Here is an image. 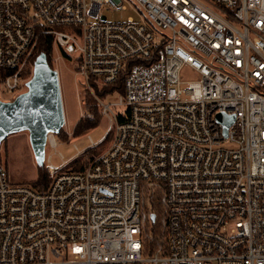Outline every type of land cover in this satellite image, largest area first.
<instances>
[{
	"label": "built area",
	"instance_id": "1",
	"mask_svg": "<svg viewBox=\"0 0 264 264\" xmlns=\"http://www.w3.org/2000/svg\"><path fill=\"white\" fill-rule=\"evenodd\" d=\"M126 6L140 22L107 21ZM47 37L82 90L123 79L81 103L112 140L82 171L45 151L41 192L0 164V264H264V0H0L1 102Z\"/></svg>",
	"mask_w": 264,
	"mask_h": 264
},
{
	"label": "rangeland",
	"instance_id": "2",
	"mask_svg": "<svg viewBox=\"0 0 264 264\" xmlns=\"http://www.w3.org/2000/svg\"><path fill=\"white\" fill-rule=\"evenodd\" d=\"M104 15L108 22H125L127 19L140 22L137 13L127 6L125 11L110 10L105 12ZM52 53L53 70L56 69L59 72L65 126L58 135H54L57 139L56 149L52 151L46 147V154L52 156L51 162L53 165L61 167V171L65 172L84 166L90 159L98 157L112 140L114 123L109 117L102 114L100 109L96 108L88 109L93 118H87L86 111L83 110L81 103L84 100L89 103L95 102L94 97L99 98L101 95L91 93L88 89L82 90L79 88V81L74 73L76 56L73 55L66 61L56 48L53 49ZM102 99V102L110 104L117 99V95ZM112 111L113 113H119L120 109L112 108ZM82 115L85 116L82 117ZM79 120L97 121L98 126L79 137H75L73 131ZM91 141L95 144V147L88 149ZM74 146H76V150ZM77 152H82V154L78 155ZM62 157L67 162L63 167L61 166ZM0 160L7 171L9 184L13 186L28 185L30 181L36 179L39 169H37L31 152L28 133L14 134L5 139L0 145ZM42 169L45 172L44 167Z\"/></svg>",
	"mask_w": 264,
	"mask_h": 264
},
{
	"label": "water",
	"instance_id": "3",
	"mask_svg": "<svg viewBox=\"0 0 264 264\" xmlns=\"http://www.w3.org/2000/svg\"><path fill=\"white\" fill-rule=\"evenodd\" d=\"M33 68L26 92L11 103L0 101V145L14 134L28 133L36 166L42 167L46 156V136H56L63 129L64 110L57 71L48 67L45 54H39ZM233 118V115L216 116L223 126L224 136ZM150 220L153 222L155 215H151Z\"/></svg>",
	"mask_w": 264,
	"mask_h": 264
},
{
	"label": "trees",
	"instance_id": "4",
	"mask_svg": "<svg viewBox=\"0 0 264 264\" xmlns=\"http://www.w3.org/2000/svg\"><path fill=\"white\" fill-rule=\"evenodd\" d=\"M54 48H56V47L53 45L52 38H49V37L43 38L41 40V42L39 43V46L35 52L36 55H35L34 59H36L40 53L45 54L48 67H50L53 70V67H52L53 53H52V51ZM56 49L60 53V55L67 61L68 57L65 54V52H63L61 49H58V48H56ZM122 81H123V79L120 78V82L117 84V86L115 85V87L113 86V88L110 87L107 90H102L101 92H96V94L97 95L100 94L101 97H103L105 95L103 93L113 94V92L115 90H117V92L121 93ZM76 124L77 125L75 126L74 131H73V135L75 137H79V136L85 134V132H87L91 129H94L98 126L97 121L89 122L86 120L85 121L79 120ZM87 163H88V161H87ZM87 163H86V165H87ZM0 164H1V160H0ZM86 165L80 166L79 168L73 169V170L74 171H82L86 168ZM43 167H44V165L42 167L37 166V169H39V171L36 175V179L32 180L28 183V185H30L34 190L39 191V192L44 191V189L49 185V181H50L49 174L47 173V170L45 169V167H44L45 172L42 171ZM157 200H158V195L152 194L151 203L153 204V209H154L155 213H158V210H159L158 206H157ZM148 229H151V231L155 234V231L157 229V225L156 224L149 225Z\"/></svg>",
	"mask_w": 264,
	"mask_h": 264
},
{
	"label": "bare ground",
	"instance_id": "5",
	"mask_svg": "<svg viewBox=\"0 0 264 264\" xmlns=\"http://www.w3.org/2000/svg\"><path fill=\"white\" fill-rule=\"evenodd\" d=\"M55 141L51 140V146H54Z\"/></svg>",
	"mask_w": 264,
	"mask_h": 264
}]
</instances>
